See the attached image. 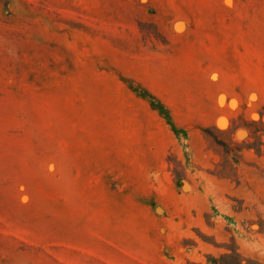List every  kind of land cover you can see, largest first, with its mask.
Instances as JSON below:
<instances>
[{
    "label": "rangeland",
    "instance_id": "1",
    "mask_svg": "<svg viewBox=\"0 0 264 264\" xmlns=\"http://www.w3.org/2000/svg\"><path fill=\"white\" fill-rule=\"evenodd\" d=\"M239 258L264 264V0H0V264Z\"/></svg>",
    "mask_w": 264,
    "mask_h": 264
},
{
    "label": "trees",
    "instance_id": "2",
    "mask_svg": "<svg viewBox=\"0 0 264 264\" xmlns=\"http://www.w3.org/2000/svg\"><path fill=\"white\" fill-rule=\"evenodd\" d=\"M176 174L178 176V172L177 171H176ZM226 257H224V258H226ZM218 264H244V263H243V260L241 258H239L237 261H234V262H228V261H225V260H221V262H218ZM248 264H253V263H248Z\"/></svg>",
    "mask_w": 264,
    "mask_h": 264
}]
</instances>
